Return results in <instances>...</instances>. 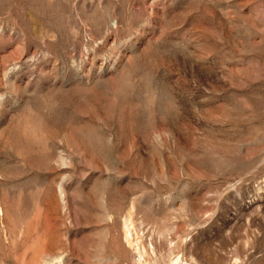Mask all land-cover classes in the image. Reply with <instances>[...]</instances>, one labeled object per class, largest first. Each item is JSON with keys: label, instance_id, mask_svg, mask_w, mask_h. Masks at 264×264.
<instances>
[{"label": "rangeland", "instance_id": "1", "mask_svg": "<svg viewBox=\"0 0 264 264\" xmlns=\"http://www.w3.org/2000/svg\"><path fill=\"white\" fill-rule=\"evenodd\" d=\"M0 264H264V0H0Z\"/></svg>", "mask_w": 264, "mask_h": 264}]
</instances>
